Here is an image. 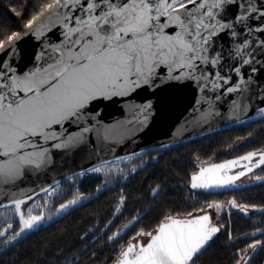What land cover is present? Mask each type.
<instances>
[{
	"label": "snow or ice",
	"instance_id": "snow-or-ice-1",
	"mask_svg": "<svg viewBox=\"0 0 264 264\" xmlns=\"http://www.w3.org/2000/svg\"><path fill=\"white\" fill-rule=\"evenodd\" d=\"M5 10L7 20L0 17V185L14 184L25 174L45 169L52 149L79 147L86 134L97 133L103 139L122 135L117 125L101 123L102 103L119 98L134 108L136 122L147 126L153 102L146 99L137 104L139 93L154 95L169 82L195 83L206 100L217 101L255 85V96L264 104V85L259 84L264 75V0H48L38 8L21 0L19 10ZM46 13L47 19L41 20ZM13 16L19 18L13 21L15 29L7 22ZM54 22L57 27L51 30ZM46 28L50 29L48 47L36 56L31 69L21 71L14 63L16 42L23 38L22 32L39 37ZM258 111L264 114V107ZM256 155L201 167L191 176L190 186H232L246 172L229 176L226 171L240 160L251 162ZM260 165H264V152L259 154L256 166ZM41 191L49 194L47 188ZM80 199L61 204L58 211ZM11 203L19 215V231L12 224L0 231V244L5 246L39 228L45 219L42 214L32 215L31 209L25 217L23 199ZM230 204L236 207L234 200ZM207 208L219 210L221 205L209 203ZM200 211L205 214L190 212L185 219L165 215L152 231L137 233L147 237L146 242L118 247L110 264H197L220 231L211 215ZM240 211L246 213V207ZM258 243L249 245L251 252L234 254L236 264H251ZM78 260L79 256L61 257L57 264Z\"/></svg>",
	"mask_w": 264,
	"mask_h": 264
},
{
	"label": "trees",
	"instance_id": "trees-1",
	"mask_svg": "<svg viewBox=\"0 0 264 264\" xmlns=\"http://www.w3.org/2000/svg\"><path fill=\"white\" fill-rule=\"evenodd\" d=\"M24 2L25 6L31 3L38 8L48 0H24ZM20 3L21 0H16L15 3L3 0L0 4V17L7 20L6 7H17L19 10ZM28 11L31 12L33 9L28 8ZM48 15L46 13L41 20ZM18 19L13 16L12 20L7 22L15 29L17 24L13 21ZM238 139H246L245 150L253 149L255 147L253 144L264 146V119L218 131L164 152L160 150L146 152L132 157L129 163H120L122 173L119 178L116 177L113 187L104 185L99 196L85 207L48 227L41 228L3 253L0 256V264H39V262L57 264L61 257L76 256H79V260L75 264H110L111 257L121 241L110 243L108 235L111 232L123 227L147 209L150 210L129 234H133L138 229L149 231L154 229L165 215L181 214L180 212L192 203L187 190H190V177L196 170L193 159L208 160L224 157L226 149ZM159 155L156 161L155 157ZM143 163L144 167L131 173L133 166ZM125 173L129 174L128 178L122 181L121 177ZM103 183L104 180L100 176H88L81 181L80 188L85 194H93L97 187L103 186ZM60 185L66 189L68 184L64 181ZM154 189L157 192H154ZM251 194L252 189H248L236 195H240V199L248 205H254L256 201ZM74 195L67 189L57 197L55 206L70 200ZM121 201L123 203L118 209ZM6 216L2 217L0 213V231L6 229L8 224H12L13 229L17 231L19 225L15 217L9 214ZM90 224L95 225L94 229H90L92 227ZM236 228L234 226V232L238 231ZM227 231L224 230L214 238L212 246L200 257L197 264H235L233 256L240 246L228 243ZM9 234L12 235L14 232L10 230ZM129 234L126 235V239L130 237ZM262 262L263 260L258 264ZM61 264L64 262L61 261Z\"/></svg>",
	"mask_w": 264,
	"mask_h": 264
},
{
	"label": "water",
	"instance_id": "water-1",
	"mask_svg": "<svg viewBox=\"0 0 264 264\" xmlns=\"http://www.w3.org/2000/svg\"><path fill=\"white\" fill-rule=\"evenodd\" d=\"M47 17L43 20H46ZM56 27L57 23L54 22L50 29L55 30ZM50 29H44L43 34L39 37L23 34V38L16 42L18 51L15 54L14 63L21 71L31 69L36 63V56L48 47L49 40L47 37L50 34ZM52 40H55L54 35H52ZM259 84L264 85V75L261 76ZM256 91L257 88L254 85L248 92L240 95L234 93L231 96L222 97L219 101L214 97L206 100L204 93L198 92L195 83L190 82L166 83L158 88L154 95L141 91L136 100L137 104L144 102L146 99H151L153 102V114L145 127H141L136 122L133 116L134 108L122 103L119 98L102 103L99 117L101 123L104 125H117V127L123 129V134L110 135L107 139H103L100 134L90 133L86 134L85 142L80 144L79 147L60 150L52 149L51 163L45 169L25 174L14 184L8 186L0 185V210L14 208L11 201L23 199L25 203L21 205V212L27 217L26 207L46 194L41 191L43 188H47L50 191L62 182L101 165L135 157L153 150L170 149L185 145L218 131L263 120L264 114L260 113L258 109L264 107V104H261L260 100L256 98ZM198 100L200 103H197ZM117 122L120 123L117 124ZM207 166L209 165L202 167ZM230 170L226 171L229 176L232 175L229 174ZM224 174V172L221 173V175ZM263 182L264 180H259L243 185L234 184L224 188L196 190L206 193H220ZM28 196H31L32 199H27ZM80 198L76 205L64 211H58L60 209L59 205L52 215L49 216L51 219H48L49 217L46 218L44 213H42L45 219L40 227L34 231L23 233L12 244L0 247V255L41 228L56 223L95 199L92 196H81ZM67 203L68 201L63 204ZM15 216L19 223V215L15 213ZM140 218L141 216L132 219L127 224V227L118 230L119 235L110 241H115L126 234ZM177 218L185 219L188 217ZM263 233L264 230H261L253 233L255 235L251 234L242 238L256 237ZM216 235L217 233L214 235L213 240ZM139 241L144 243L147 241V237ZM131 243H135V241Z\"/></svg>",
	"mask_w": 264,
	"mask_h": 264
},
{
	"label": "flooded vegetation",
	"instance_id": "flooded-vegetation-1",
	"mask_svg": "<svg viewBox=\"0 0 264 264\" xmlns=\"http://www.w3.org/2000/svg\"><path fill=\"white\" fill-rule=\"evenodd\" d=\"M257 125H260V124L257 123ZM257 127H259V126H257ZM246 145H247L246 139H238L237 141L234 142V144H232L231 146H229L226 149V151L224 153V157H221L219 159H208V160L207 159L200 160L198 158L193 159V162L195 163L196 170L192 173V175L195 174L202 166L211 165V164H218V163H221V162H224L227 160L238 159L242 156L247 155L248 153H257V155L253 157L251 162L241 160L240 163L236 167H234L230 170L229 174L236 175L237 173L242 172V171L246 172L245 175L240 176V178L235 181V183H234L235 185H243V184L259 181V180H257V176L264 177V170H262V169H264V165H260L259 167H257L256 165L259 161V154L261 152H264V146H259V145L256 146V144H253V146H255L253 149H249V150L246 149L245 150L244 148L246 147ZM166 150H168V149H161L160 151L164 152ZM153 151H157V150H153ZM153 151H151V152H153ZM159 157H160V155L156 156L155 160L158 161ZM144 165L145 164L143 163L141 165V167H144ZM245 165L252 168V171L248 172L247 168L244 167ZM189 184L191 185V177H190V183ZM248 189H252L251 195L254 197V201H256V203L254 205H248L247 203L243 202L240 199V195H236L237 193L242 192L244 190H248ZM187 191H188L187 192L188 197L191 199L192 203L188 207L184 208L182 210V212H180L181 214L176 213L175 214L176 217H188L187 214L190 212L193 213L194 216H199V215L205 214V212L200 211L201 209L206 210L207 214L211 215V217H212L213 225L220 228V231L217 233V235H220L221 233H223L224 230H228L227 231L228 232L227 233L228 234V243H235V244L239 245L240 249L238 251L247 249L249 252H251L249 245L259 242L258 247H257V254L255 255V258L251 261V264L252 263L258 264L262 260H263L262 264H264V249L260 248V245L264 244V233L261 235H258L256 237L242 238L243 236H249V235H251L257 231L264 230V182L258 183V184H253L249 187H244L241 189H235L232 191L220 192V193H206L204 191L192 189L191 186H190V190H187ZM100 192H101L100 190H97L95 193L88 195V196H93L96 198L97 196H99ZM74 198H77V195H74L71 199H74ZM233 200L236 202L235 208L232 207L230 204V202ZM34 202H35V200L33 202H31L27 206V208H29L30 205L32 206V204ZM65 202L59 203L58 205L54 206L51 209L50 214H48L46 212L45 207L44 208L42 207L40 209H37V211H34L32 213V215H40V214L44 213L45 217L48 218L49 216L52 215V213L55 211V209L59 205L65 203ZM209 203L220 204L221 208L219 210H217L215 208L208 209L207 205ZM241 207H246L247 212L245 213V212L240 211ZM149 210L150 209L145 210L144 212H142L141 214H139L136 217L141 216V218H142L145 215V213H147ZM141 218H140V220H141ZM138 222H136V224ZM17 223H18V221H17ZM235 223L237 225L236 229L238 230L236 232H234ZM136 224L134 226H136ZM18 225H19V223H18ZM126 225H124L123 227H125ZM134 226L129 231H127L126 234H124L122 237H120L119 239H117L115 241L109 240V242L114 243V242H118L121 240L117 245V248H118V247L126 246L127 243L132 242V241L136 242L137 240H144L145 237H138L137 236V233L143 229L136 230L133 234L131 233L132 235L129 234L130 231L132 229H134ZM123 227L115 230L109 237L113 236L118 230H121ZM143 231L148 232L149 230L145 229ZM239 231H242V233H239ZM128 234L130 235V237H128L126 239V235H128ZM12 235H14V234H12ZM229 235L231 236V239H229ZM133 237H135L136 239L134 240ZM2 246L3 245L0 244V247H2ZM235 264H236V262H235Z\"/></svg>",
	"mask_w": 264,
	"mask_h": 264
},
{
	"label": "rangeland",
	"instance_id": "rangeland-1",
	"mask_svg": "<svg viewBox=\"0 0 264 264\" xmlns=\"http://www.w3.org/2000/svg\"><path fill=\"white\" fill-rule=\"evenodd\" d=\"M132 161V157L131 158H127V159H124V160H119V161H116V162H112V163H108V164H104V165H101V166H98L96 168H100L101 171L100 172H95V171H88V172H85L84 174H81V175H78V176H75L71 179H68L66 180V184L67 185V188L63 189L62 185H58L56 187H54L52 190L49 191V194H45L44 196H41L40 198L36 199L35 202L32 204V206L30 205L29 208L26 209V214H28V210L31 209V214L34 212V211H37V209H40V208H46V212L48 214H50L51 212V209L55 206V201L56 199H58L57 197L62 193V192H66V190L68 189L70 192L73 193V195H77L79 197L81 196H87V195H82V194H85L84 192H82L81 188H80V183L81 181H83L84 178L88 177V176H100L102 177V179L104 180V183H103V186H99L97 190H100L102 191L103 187L107 186V187H113L115 185V179L116 177L119 178L121 176V173L122 171H120V163L122 162H126V163H129ZM141 165L142 164H137L135 166H133L132 170H131V173H135L138 169L141 168ZM135 171V172H134ZM128 173H125L121 178H122V181H126L127 178H128ZM105 185V186H104ZM63 190V191H62ZM95 191V192H96ZM93 197V196H92ZM121 202L118 204V209L120 208L121 206ZM85 207V206H84ZM4 212V213H3ZM1 213V216L2 217H7L6 215L9 214L10 216H14L15 217V211H14V208H9L8 210H2ZM16 219V217H15ZM92 225V227L90 228L91 230L94 229V226L93 224H90ZM235 227H237L236 223H235ZM105 228H103L104 230ZM153 229H151L150 231H152ZM19 231V230H17ZM112 233V232H111ZM111 233L108 235V237L111 235ZM120 245V244H119Z\"/></svg>",
	"mask_w": 264,
	"mask_h": 264
},
{
	"label": "built area",
	"instance_id": "built-area-1",
	"mask_svg": "<svg viewBox=\"0 0 264 264\" xmlns=\"http://www.w3.org/2000/svg\"><path fill=\"white\" fill-rule=\"evenodd\" d=\"M72 178H73V177H72ZM70 179H71V178H70ZM97 188H98V187H97ZM97 188H96V189H97ZM83 195H87V196H88V195H91V194L89 193V194H83ZM43 196H44V195H43ZM39 198H40V197H39Z\"/></svg>",
	"mask_w": 264,
	"mask_h": 264
}]
</instances>
